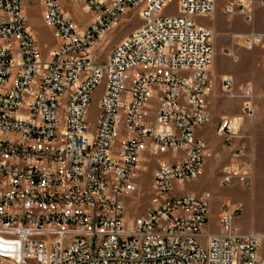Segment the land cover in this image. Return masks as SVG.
Instances as JSON below:
<instances>
[{"label": "built area", "instance_id": "built-area-1", "mask_svg": "<svg viewBox=\"0 0 264 264\" xmlns=\"http://www.w3.org/2000/svg\"><path fill=\"white\" fill-rule=\"evenodd\" d=\"M64 1H40L55 40L44 54L26 0H0V264H264V234L237 224L241 204L223 203L212 227L210 194L186 193L205 172L198 131L212 121L213 32L197 20L216 0H83V25ZM257 7L264 0H229L224 10L252 23ZM122 20L139 25L98 60L97 40ZM236 39L264 54V32ZM221 83L241 103L237 121L217 125L235 146L221 185L245 186L264 98L231 77ZM146 154L165 160L153 172L152 207L126 221Z\"/></svg>", "mask_w": 264, "mask_h": 264}, {"label": "rangeland", "instance_id": "rangeland-1", "mask_svg": "<svg viewBox=\"0 0 264 264\" xmlns=\"http://www.w3.org/2000/svg\"><path fill=\"white\" fill-rule=\"evenodd\" d=\"M73 1V0H72ZM229 0H216V5L222 3L225 5ZM75 5L80 8L84 7L83 0H74ZM65 3V1H64ZM66 8V7H65ZM83 13V12H82ZM86 19V15L83 14ZM244 18V17H243ZM245 19V18H244ZM87 20V19H86ZM246 21V20H245ZM199 24L202 23V19H198ZM254 27L255 31L264 32V8L257 7L254 10V20L250 23ZM139 25V21L128 22L122 20L121 23L112 30L105 31L101 38L96 42L94 54H96L98 60H105L109 55L110 51L126 36H128L132 31H134ZM30 30L36 36L43 53L46 54L48 45L52 47L55 45V40L52 36V31L50 28L46 27L41 23L40 25H31L29 23ZM122 38L120 41L118 39ZM235 46L230 49H225L222 53L224 59L230 63L238 64L231 57L226 55V50L235 52L239 55V51L242 50L248 53L253 62L254 66L252 68V78L258 80L259 88L262 93L261 98H264V65H263V52L260 50L247 51L242 47L238 46V41L235 37ZM223 68V67H222ZM211 76L213 75L212 68L210 70ZM214 77V76H213ZM213 89L210 92L217 98V103H209V108L214 115V112H233L234 117L238 119L241 116V106L240 101H233L226 97L222 91V79L214 78ZM221 80V81H220ZM233 103L236 106L233 108ZM264 106V105H263ZM233 108V109H232ZM258 112V111H257ZM257 118V116H256ZM222 119V118H221ZM219 119V121L221 120ZM256 120V119H255ZM219 123V122H218ZM217 125H214V119L212 116V121L209 125L203 127L204 129H211V134L213 137L209 139V146L211 152H209V157H206L205 172L201 178L197 181L189 182L186 185V193L188 194H200L202 192H208L211 196V214H210V225L216 227L218 214L221 211V207L225 202L239 203L242 205V213L238 217L237 224L244 232H256L264 234V226H260L256 219L255 214L259 219H264V197H261L262 190L264 188V159H259L256 156V162L254 164L253 178L250 182L243 186L240 181L236 178L230 185H221V179L225 175V171L231 165L229 151L226 149L228 146L225 144L224 139L220 137L217 133ZM250 130L249 122H245L243 130ZM254 128V127H253ZM252 129V128H251ZM253 130V129H252ZM229 149V148H228ZM256 151V150H255ZM164 157H155L150 160L149 154H146L143 161L141 162L137 184L138 192L129 195L125 200V220L130 221L134 217L145 216L148 210L152 207L151 200L152 194V176L153 172L161 163H164ZM236 165H233L234 168ZM231 168V167H230ZM214 215V219L211 216ZM253 219V220H252ZM214 220V221H213ZM252 220V221H251ZM212 222V223H211Z\"/></svg>", "mask_w": 264, "mask_h": 264}, {"label": "crops", "instance_id": "crops-1", "mask_svg": "<svg viewBox=\"0 0 264 264\" xmlns=\"http://www.w3.org/2000/svg\"><path fill=\"white\" fill-rule=\"evenodd\" d=\"M40 1L41 0H26L25 13L29 17V23L31 22V25H40L42 23V7ZM65 7L68 14L79 25H83L86 22L85 16L80 11V8L75 5L74 0H65ZM200 25L209 28L213 32V46L215 50L214 60L211 67L213 72L212 77L214 76L213 79L231 77L237 86L249 84L254 88L256 97L261 98L262 93L259 88L258 80L256 78H252V68L254 66V62L251 56L248 53L240 50V63L238 64L230 63L222 56V53L225 49H230L235 46L236 36L248 34L254 30V27L245 21L242 16H236L232 19H229L225 14L224 5L222 3H218L216 5L215 13L210 18H203ZM121 39L122 38L118 39V41ZM216 101L217 98L215 95H212V97L210 95L208 96V103H217ZM232 105L233 108L236 106L235 103ZM212 116L214 119V125L218 124L219 119L221 118L234 117L233 112L228 111L214 112V115L212 114ZM243 131L249 130H245L244 128ZM252 132L255 137L256 156L259 159H264V106L262 104L258 106L257 118L254 121V128ZM198 135L204 141L206 146V157H209V155H211L209 154V152H211L209 139L213 137L211 134V129L201 128L198 131ZM234 147L235 146L226 149L229 151L230 161L231 152ZM212 218L214 219V215L211 216V219ZM214 232H217V230H214Z\"/></svg>", "mask_w": 264, "mask_h": 264}, {"label": "bare ground", "instance_id": "bare-ground-1", "mask_svg": "<svg viewBox=\"0 0 264 264\" xmlns=\"http://www.w3.org/2000/svg\"><path fill=\"white\" fill-rule=\"evenodd\" d=\"M236 121H237V119H236ZM140 168V167H139ZM261 197H264V188H263V190H262V195H261ZM255 219H256V221H257V223L261 226H264V219H259L258 217H257V213L255 214ZM253 220V219H252ZM251 220V221H252Z\"/></svg>", "mask_w": 264, "mask_h": 264}]
</instances>
